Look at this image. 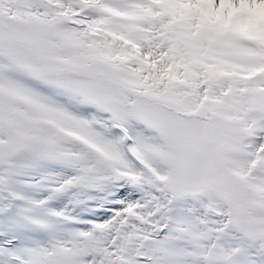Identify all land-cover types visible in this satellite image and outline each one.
<instances>
[{
  "label": "snow or ice",
  "instance_id": "snow-or-ice-1",
  "mask_svg": "<svg viewBox=\"0 0 264 264\" xmlns=\"http://www.w3.org/2000/svg\"><path fill=\"white\" fill-rule=\"evenodd\" d=\"M0 264H264V0H0Z\"/></svg>",
  "mask_w": 264,
  "mask_h": 264
}]
</instances>
